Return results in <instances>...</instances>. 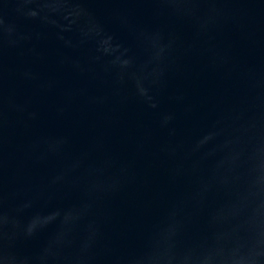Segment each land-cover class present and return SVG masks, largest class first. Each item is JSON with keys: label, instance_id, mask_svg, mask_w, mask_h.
I'll return each mask as SVG.
<instances>
[{"label": "water", "instance_id": "obj_1", "mask_svg": "<svg viewBox=\"0 0 264 264\" xmlns=\"http://www.w3.org/2000/svg\"><path fill=\"white\" fill-rule=\"evenodd\" d=\"M0 264H264V0H0Z\"/></svg>", "mask_w": 264, "mask_h": 264}]
</instances>
